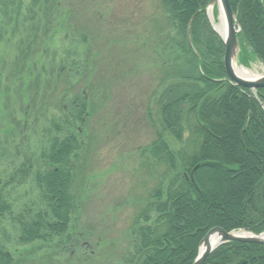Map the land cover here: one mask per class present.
Wrapping results in <instances>:
<instances>
[{"label": "trees", "instance_id": "1", "mask_svg": "<svg viewBox=\"0 0 264 264\" xmlns=\"http://www.w3.org/2000/svg\"><path fill=\"white\" fill-rule=\"evenodd\" d=\"M11 2L0 0V17L9 13ZM160 2L174 36L170 32L159 42L164 46L161 67L167 78L159 96L160 130L141 157L146 156V165L149 156L163 161L167 171L129 229L131 244L122 264H193L201 241L214 227L264 232V89L253 91L228 80L224 41L207 14L210 0ZM230 3L241 27L240 63L249 67L253 56L264 64V0ZM194 15L190 44L188 28ZM89 104L83 97L70 102L68 110L63 107L60 119L43 129L40 147L24 155L19 150L9 154L6 144L9 161L7 170L0 172V227L7 221L17 225L18 243L69 245L71 251L78 246L74 217L85 189L81 190L86 181L82 164L90 153L84 129L92 115ZM25 116L23 127L13 120L15 130L8 133L7 143L13 142L19 126L21 131L28 129ZM167 136L183 146L173 149ZM27 140L25 134L23 142ZM28 181L39 197L33 204L20 205L21 197L13 193ZM240 259L264 264V245L226 243L204 264ZM0 264L23 263L0 248Z\"/></svg>", "mask_w": 264, "mask_h": 264}, {"label": "rangeland", "instance_id": "2", "mask_svg": "<svg viewBox=\"0 0 264 264\" xmlns=\"http://www.w3.org/2000/svg\"><path fill=\"white\" fill-rule=\"evenodd\" d=\"M11 3L9 13L0 17V93L5 91L0 96V172L9 161L6 144L9 154L40 147L43 129L60 119L70 102L88 99L92 115L84 127L90 149L82 164L85 189L74 217L78 246L71 251L69 245L55 243L20 244L17 225L7 221L0 227V248L23 264H122L129 229L167 171L163 161L147 156L146 165V156L141 157L160 130L159 96L167 79L161 43L166 34L174 36L163 6L160 0ZM207 14L217 33L219 5L207 8ZM251 57L249 67L239 57L235 64L254 76L264 75V64ZM13 120L20 126L7 143L15 130ZM166 138L175 150L184 144ZM16 196L20 205L33 204L39 193L28 181L16 186Z\"/></svg>", "mask_w": 264, "mask_h": 264}, {"label": "water", "instance_id": "3", "mask_svg": "<svg viewBox=\"0 0 264 264\" xmlns=\"http://www.w3.org/2000/svg\"><path fill=\"white\" fill-rule=\"evenodd\" d=\"M215 5H219L227 25V36L225 38L223 36L221 37L225 45L224 67L228 80L233 82L235 85L250 90L264 89V75L254 78H246L239 76L235 72L234 64L236 63L241 51L238 36L241 27L237 21L236 13L231 7L230 0H210L208 8ZM194 18L195 15L193 16L188 28V39L190 44V25ZM217 33L220 34L218 31ZM216 237L217 239H215ZM230 242L264 245V232L260 234H254L247 231L227 232L221 227H214L201 241L198 256L193 264H204L208 256L216 248ZM246 262L247 261L245 259H240L232 264H246Z\"/></svg>", "mask_w": 264, "mask_h": 264}, {"label": "bare ground", "instance_id": "4", "mask_svg": "<svg viewBox=\"0 0 264 264\" xmlns=\"http://www.w3.org/2000/svg\"><path fill=\"white\" fill-rule=\"evenodd\" d=\"M210 8H212V7H210ZM215 27H216V30L221 34V36H223L224 38L227 36V25H226V21H225V17L223 15V13H221L220 24L216 25ZM234 70L241 77H246V78L257 77V76L250 74L245 68L238 67L236 64H234ZM215 239H217V237Z\"/></svg>", "mask_w": 264, "mask_h": 264}]
</instances>
